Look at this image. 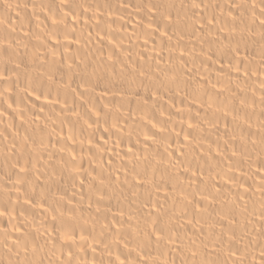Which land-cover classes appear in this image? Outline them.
Returning <instances> with one entry per match:
<instances>
[{
    "label": "bare ground",
    "instance_id": "bare-ground-1",
    "mask_svg": "<svg viewBox=\"0 0 264 264\" xmlns=\"http://www.w3.org/2000/svg\"><path fill=\"white\" fill-rule=\"evenodd\" d=\"M0 264H264V0H0Z\"/></svg>",
    "mask_w": 264,
    "mask_h": 264
}]
</instances>
